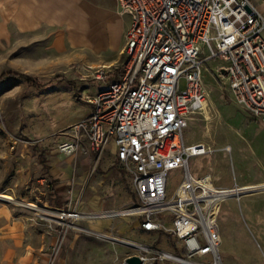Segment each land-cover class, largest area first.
<instances>
[{"label": "rangeland", "instance_id": "1", "mask_svg": "<svg viewBox=\"0 0 264 264\" xmlns=\"http://www.w3.org/2000/svg\"><path fill=\"white\" fill-rule=\"evenodd\" d=\"M79 1L88 21L98 25L103 7L121 6L116 0ZM253 1L261 8L263 0ZM122 20L128 28L131 16L125 14ZM80 25L75 16L62 25L40 27L36 36L11 27L8 39L0 41V74L16 70L47 84L39 89L14 77L0 82V193L11 195L0 196V208L22 225L19 233L9 235L10 241H19L13 258L20 264H119L135 250L111 236L158 248L177 242L170 234L144 230L137 214L100 215L128 208L137 199L111 145L100 155L82 135L81 150L60 151V144L73 137V125L89 112L87 97L115 77L97 79L96 70H113L125 58L123 51L115 62L94 63L104 52L81 46ZM223 63L220 57L206 62L208 105L185 129L188 143L213 147L191 157V170L195 175L212 174L219 186L264 183V119L239 104L217 77ZM181 86H186L185 78ZM50 159L54 171L70 179L53 178ZM182 177L181 171L171 172L172 189ZM218 224L223 264H264V191L224 199ZM4 252L0 245V260Z\"/></svg>", "mask_w": 264, "mask_h": 264}, {"label": "built area", "instance_id": "2", "mask_svg": "<svg viewBox=\"0 0 264 264\" xmlns=\"http://www.w3.org/2000/svg\"><path fill=\"white\" fill-rule=\"evenodd\" d=\"M117 1L131 16L125 58L113 70H96L97 79L115 77L87 97L91 111L73 125L60 151L81 150L82 135L100 155L112 146L137 197L125 213L137 214L144 230L177 239L171 248L133 240L132 254L142 264H223L218 210L224 199L246 191L193 173L191 157L213 147L188 143L185 129L208 105L203 73L214 57L224 61L217 77L235 100L264 119V12L253 0ZM174 170L183 177L172 189ZM126 257L119 264H129Z\"/></svg>", "mask_w": 264, "mask_h": 264}, {"label": "crops", "instance_id": "3", "mask_svg": "<svg viewBox=\"0 0 264 264\" xmlns=\"http://www.w3.org/2000/svg\"><path fill=\"white\" fill-rule=\"evenodd\" d=\"M117 3L120 6L118 1ZM259 6L264 12V0ZM124 15L121 6L117 9L105 6L96 17L100 21L98 25V21H88L79 0H0V41L8 39L11 27L19 33H32L36 36L35 32L40 27L62 25L76 16L81 22V34L77 37L81 46L87 50H103L104 55L98 57L94 63L108 64L119 60L124 51L122 41L128 29L122 20ZM88 109L90 112L91 105ZM48 163L53 178L63 181L70 179L69 175L62 176V171H54L51 159ZM21 230L22 225L18 220L12 219L10 211L0 208V245L5 251V257L0 260V264H20L19 260L13 258L17 255L15 248L19 241H10L9 235Z\"/></svg>", "mask_w": 264, "mask_h": 264}, {"label": "bare ground", "instance_id": "4", "mask_svg": "<svg viewBox=\"0 0 264 264\" xmlns=\"http://www.w3.org/2000/svg\"><path fill=\"white\" fill-rule=\"evenodd\" d=\"M264 186V183H259V184H247V185H242L241 187L242 188H245L244 191L245 192V195L246 194H252V193H256V192H260V191H264V189H260ZM233 192H237V190H234ZM7 196V197H11V195H7V194H4V193H0V196ZM233 196V195H232ZM221 210V206L219 207V212ZM125 209H122V210H113V211H110V212H100V215H106V214H109V213H112V214H122V213H125ZM93 213V212H92ZM85 214V213H84ZM97 215V214H96ZM219 216V215H218ZM111 238H113L114 240H119L125 244H128V245H132L131 242L133 240H129V239H118L116 237H113L111 236Z\"/></svg>", "mask_w": 264, "mask_h": 264}, {"label": "trees", "instance_id": "5", "mask_svg": "<svg viewBox=\"0 0 264 264\" xmlns=\"http://www.w3.org/2000/svg\"><path fill=\"white\" fill-rule=\"evenodd\" d=\"M10 77H14V78H18V79H25L28 82H31L32 84H34V86H36L39 89H45L47 87L46 83H40V81H38V79L36 77H33L27 73H23V72H19L16 70H9V71H4L0 74V82H3L4 80L10 78ZM62 78V77H57Z\"/></svg>", "mask_w": 264, "mask_h": 264}, {"label": "water", "instance_id": "6", "mask_svg": "<svg viewBox=\"0 0 264 264\" xmlns=\"http://www.w3.org/2000/svg\"><path fill=\"white\" fill-rule=\"evenodd\" d=\"M260 189H264V186ZM126 262L129 264H142V259L137 254H132L126 257Z\"/></svg>", "mask_w": 264, "mask_h": 264}]
</instances>
